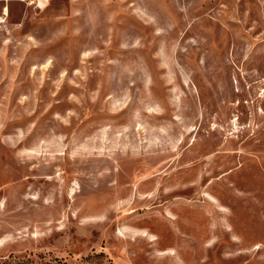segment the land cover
<instances>
[{
    "label": "rangeland",
    "instance_id": "obj_1",
    "mask_svg": "<svg viewBox=\"0 0 264 264\" xmlns=\"http://www.w3.org/2000/svg\"><path fill=\"white\" fill-rule=\"evenodd\" d=\"M0 264H264V0H0Z\"/></svg>",
    "mask_w": 264,
    "mask_h": 264
}]
</instances>
